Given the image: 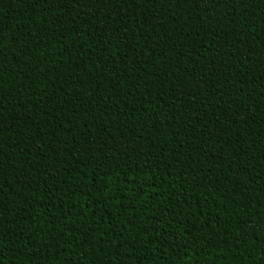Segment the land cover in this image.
I'll return each mask as SVG.
<instances>
[{
  "label": "trees",
  "instance_id": "16d2710c",
  "mask_svg": "<svg viewBox=\"0 0 264 264\" xmlns=\"http://www.w3.org/2000/svg\"><path fill=\"white\" fill-rule=\"evenodd\" d=\"M0 264H264V0H0Z\"/></svg>",
  "mask_w": 264,
  "mask_h": 264
}]
</instances>
